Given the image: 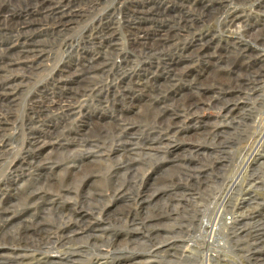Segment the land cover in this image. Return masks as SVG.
I'll use <instances>...</instances> for the list:
<instances>
[{
  "label": "rangeland",
  "instance_id": "obj_1",
  "mask_svg": "<svg viewBox=\"0 0 264 264\" xmlns=\"http://www.w3.org/2000/svg\"><path fill=\"white\" fill-rule=\"evenodd\" d=\"M59 9L75 13L60 15ZM140 9L148 16L137 15ZM132 20L147 28V42L162 35L169 45L147 54ZM263 23L264 0H0V209L15 205L9 221L0 210V264H21L9 256L18 250L22 230L34 233L24 250L37 264L52 251L48 236L76 223L78 232L96 231L59 250L58 264H264V157L251 165L248 160L261 146L264 155V60L248 51L258 47L254 40L264 35L258 27ZM191 44L201 46V56ZM182 50L188 63L177 72L186 77L174 78L165 61H175ZM88 56L110 64L97 78L96 95L79 98L70 114L43 113L37 106L65 99L60 83L73 82L65 83L64 73ZM145 76L157 83L153 99L135 108L121 105L120 86ZM188 95L203 105L193 115L184 109L178 119ZM211 96L216 98L207 106L203 100ZM120 105L125 117L140 121L133 142L142 151L130 160L114 133L94 137L90 146L65 143L40 151L33 145L47 127L84 134L100 129L121 118ZM163 110L165 118L182 123L180 135L159 123ZM154 139L162 142L160 149L144 150ZM41 160L77 161L80 168L46 169L51 165ZM88 167L96 175L85 181ZM59 179L69 181L72 192L58 205L26 200L27 191L45 183L55 189ZM212 225L213 249L203 238Z\"/></svg>",
  "mask_w": 264,
  "mask_h": 264
},
{
  "label": "bare ground",
  "instance_id": "obj_2",
  "mask_svg": "<svg viewBox=\"0 0 264 264\" xmlns=\"http://www.w3.org/2000/svg\"><path fill=\"white\" fill-rule=\"evenodd\" d=\"M54 8H56V7H54ZM59 10L62 11V14H60V15H69V14H74L75 13V12L74 13L72 12L73 10H65V9H63V10L59 9ZM235 13L236 12L233 11V14H235ZM148 14H149V10H147V9L146 10L140 9V10L137 11V15H139L141 18H144V17L148 16ZM234 17L236 19L239 18L238 16H234ZM22 25L24 26V28H26V24H22ZM131 25H132L133 29L135 30V33H136V35L135 34L134 35L138 38V41H140L139 45H141L142 47L145 46L147 54H155V55H157V53L161 52L162 48L167 47L169 45V44H165V41H166V39H168V37L162 36V35H158L157 37L152 38L150 42H147V39H148L147 37L149 36V31L147 33V30H146L147 28H144V27L142 28V26L137 25L135 20H132ZM258 27L260 28V33H261L264 30V23L261 25V27L260 26H258ZM16 28H17V25H16ZM110 30L111 29L107 28V32H110ZM25 33H26V31H25ZM25 33H23V34H25ZM254 41H255V45H257L258 47L251 48L248 51L249 52H253V53L256 52L257 54H259V56L262 58V60H264V50L259 49V47H264V35L263 34L258 35V37H256ZM237 44L240 45V43H238V42H237ZM238 45H236V46H238ZM193 47H194V51L196 52V55L197 56L198 55L201 56V49H202L201 46L200 47H196V45L191 44L188 48L191 49ZM244 49L245 48H242L241 50L244 51ZM8 50H11V49L8 48ZM9 52H12V51H9ZM249 52L246 55H249ZM24 53H26V50H24L23 54ZM158 55H161V54H158ZM240 55H241V53H240ZM186 57H187L186 52H184L182 50V52L179 55H177L175 61L166 60L165 63H166V65H168V69H169V72H167V74L169 76L174 77V78L175 77H186V72H183V71H178L177 72V70L180 68V64L185 62L183 60H185ZM208 57H210V56H208ZM168 62H169V64H168ZM185 63L187 64L188 62H185ZM109 67H110V64L107 61H105V60H97L95 56H88V58L85 59L84 63L79 65L78 67H74L73 71H66L65 73L63 72L64 73L63 77L66 80L65 83L67 81L68 82L72 81L73 84L72 85H68L67 84L65 86V84H63V82H61L60 83L61 84L60 85V87H61L60 90L62 92H64L65 95L67 96L65 99H68L69 97H71L72 101L70 99H69L70 101L65 100V99L61 100L59 98L58 100H54V101L48 102L46 106L40 104L37 107L43 113H45L47 111H51L53 113H57L59 111H62V113H67V114L72 113L75 110V108H76L75 107L76 105L74 104L75 101H77L79 98H82V97H88V94H90V93H92V94L94 93L95 94L99 90L98 89L99 88V85H98L99 82H98L97 78L99 76H102L103 74H106L108 69H109ZM186 68H187V70L189 69V67H186ZM190 68H192V67H190ZM148 69L149 68L146 67L145 70H148ZM59 81H63V80H59ZM126 81H127L126 82L127 85L124 82L125 86H120V88H121V90L123 92V96H124V100L121 102V105H123V106L126 105L127 107L135 108L137 106V104L140 103V100L146 99L147 97H149L150 99H153V92L155 91V84L154 83H156V82H152L153 80L151 78H149L148 76H145V79H139V80L129 79V80H126ZM192 84H194L195 86L198 85L197 77H195L193 79ZM75 85H77V87H75ZM147 85L148 86L152 85L151 90L147 88ZM152 89H154V91H152ZM145 90H148V92L145 91ZM134 92L142 93L143 98H141V97L139 98V96L135 95ZM92 94H91V96H92ZM190 94H191V92H190ZM197 94L201 95L200 91H197ZM197 94H196V96H197ZM215 98L216 97L211 96L209 99H207L205 101L203 100V102L206 103L207 106H209L211 104L212 100L214 101ZM181 100H183L182 103H181V110L182 111H177L175 113L177 115L178 119L182 118L184 116L183 115V110L184 109H185V112H188V114H192L193 115L199 109H201V107L203 105V104L201 105V103H199L200 100L199 99H195V97H193V95H188V96L182 97ZM80 101L82 102V100H80ZM121 105H120V111H122V112L119 114V116L121 118L118 117V119L113 120V122H110L109 124L107 123L108 125L101 126L100 129H93L91 132L84 134V133H81L80 130L78 132L66 131L65 130L67 132L66 133L65 131L64 132L63 131L58 132L53 127H47L46 130H45L46 135L44 137H42V135H41V137L38 136L37 138H35L34 141H33V145H34V147L36 149H38L40 151L43 148L47 147V146H59L60 147V146H63L65 143H67V144L68 143H70V144L74 143L76 146L77 145L84 146V145H81V144H85L86 146H90L92 144V142H93L94 137H97V136L98 137H100V136L104 137L106 135H109L110 133H112V134L114 133V136L120 142L119 148L124 149L123 150L124 153L121 151L122 149L121 150L119 149L120 152L123 153V156H125V158L130 160L129 157L131 155L133 156L136 153H141V151H142L140 149L141 148L140 145L139 144L136 145L133 142L136 139V138L134 139L133 137H134V134L136 133L137 128H138L137 126H135V123H140V121L135 120L137 122L134 123V122H132V120L130 118L125 117L124 110H123V108L121 109ZM228 107H230V106H228ZM228 107H227V109H229ZM165 111H167V110H163L160 114L157 115V118H159V123L162 126H167V127L168 126H170V127L172 126V129L175 127V129H174V130H176L175 134L176 135H180L181 134L180 131L182 130L181 128L183 127L182 123H180V124L176 123L177 121L179 122V120L175 121L170 116H166L167 118H165L163 116ZM58 118H59V116H58ZM138 120H141V118L138 119ZM206 127H207V125L203 126V128H205V129H206ZM189 128L192 129V130H195L196 126L194 125V126H191ZM260 128L261 129L263 128V131H264V127H260ZM66 129H68V128H66ZM205 133L208 134L207 131ZM151 134H153V132ZM263 136H264V132H263ZM163 139H166V138H163ZM144 144H145V142L143 143V145ZM145 145H148V146H145ZM145 145H144L145 146L144 150L152 151V150H155L156 148L160 149V145H162V142L160 140L157 141V140L154 139V140L148 141ZM156 145H159V147H156ZM253 145H254V143H253ZM260 149L262 150L263 147L261 146ZM261 150H259L257 153H256V151L252 152L248 156V160H249L250 165L252 163H256L257 161L261 160L262 157H264V155L261 154ZM87 155H89V153H85L86 157H87ZM46 160H48V158ZM246 160H247V158H246ZM41 162H42L41 163L42 166L44 164L51 165L49 168H46V169H51L53 165H63V164L66 166L65 167L66 169L74 170V168H78V169L80 168V165H79V163L77 161L76 162H71V161L69 162V161H65V160H62V161L58 160V161H56L54 163L52 162L53 164H47L44 160H41ZM80 164H81V162H80ZM85 170H86L85 171L86 172L85 175H87L86 178H84L85 181H89V180L95 178V175H96L95 167H88ZM243 174H244V172H243ZM237 180H238V178L235 181L232 182V188H235L236 185L238 184ZM258 184L259 183H257L256 185L254 184L255 185L254 188H256ZM54 188L55 189H53V187H51V185L49 183L48 184L45 183V185H42V187H40L39 189H35V190H32V191H30V190L27 191L25 193L26 200L34 202V203L35 202H42V203L44 202V203L47 204V206H50V205L55 204V203L57 204V202L60 199H62L63 197H65L67 195H70V193L72 192L71 184H69V181L65 182L64 179H62V180L59 179L58 180V184L56 183V186ZM14 196H17V194L14 195ZM247 200H248V201H246L247 203H251V201H250L251 199H247ZM13 208H15V205H11V206L4 207V208L0 209L1 212L5 216H7L6 217L7 221L12 220L14 218V217H8V215H6L9 212H12ZM218 216H219V213H218ZM76 224H68V225H65L63 227H60L58 229L59 230L58 232L53 233V235L48 236L49 237L48 239L51 241L50 243L53 245L52 246L53 248H51L52 251L50 252V255H47L43 260L38 258L37 259L38 260L37 264H58V263L62 262L63 261V256H62V254H61V252L59 250H62L63 248H65V246L70 241H72L76 236L85 235L86 233H89L90 231H94V232L96 231V228L94 226V228L92 230H84L83 229L82 232H78L77 228H76ZM29 231L30 230H27V229L21 231L22 234L20 235L19 239H17V241H16L17 242V246H18V250H16V252H11L12 256H9V258L12 261H14V262L18 261L21 264H32V262L30 263V261H29V257H28L29 255L25 254L26 250H24V249H26L29 246V244H30L29 242L32 239L30 235L33 232H29ZM83 231L85 233H83ZM216 231H217L216 230V225H214V226L212 225L210 227V233L208 231L209 234H207L205 237H203V238H205L204 239L205 244H207L209 247H212V249L216 248V238H215V235H217ZM218 231H220V230H218ZM218 234H219V232H218ZM223 235H225V233ZM90 238L95 240V238H97V236L96 235H90ZM55 245L57 246V248H55ZM217 248H219V250H224L225 249V245L223 244V247H221L220 244H218ZM54 254L56 256H54ZM1 256L2 255H0V258H1ZM207 257L209 259L210 258L213 259L212 258L213 257L212 252H211V254H208ZM18 262H16V263H18ZM33 262H36V261L34 260Z\"/></svg>",
  "mask_w": 264,
  "mask_h": 264
}]
</instances>
